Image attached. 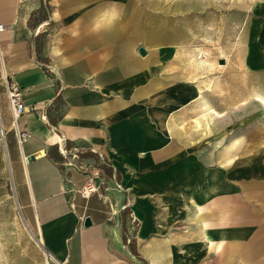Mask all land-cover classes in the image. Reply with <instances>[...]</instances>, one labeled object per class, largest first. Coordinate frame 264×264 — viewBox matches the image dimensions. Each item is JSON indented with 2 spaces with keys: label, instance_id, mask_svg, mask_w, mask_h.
Masks as SVG:
<instances>
[{
  "label": "crops",
  "instance_id": "crops-1",
  "mask_svg": "<svg viewBox=\"0 0 264 264\" xmlns=\"http://www.w3.org/2000/svg\"><path fill=\"white\" fill-rule=\"evenodd\" d=\"M105 1L50 0L49 20L36 24L45 0H0V130L22 207L59 264H197L222 252L239 256L237 247L264 241V141L238 157L237 141L220 153L171 137L170 114L195 92L155 88L150 60L123 41L121 5ZM257 10L263 18L245 41V68L261 77L264 3ZM38 32L42 63L34 51ZM7 81L19 83L24 103L38 111L16 118ZM21 132L29 134L22 146ZM66 145L86 165L98 160L79 157L81 147L111 165L101 195L74 192L88 184L86 176L73 170L67 180L66 160L62 167L47 156L56 146L62 155ZM125 216L136 225H126L127 233L142 260L125 244Z\"/></svg>",
  "mask_w": 264,
  "mask_h": 264
},
{
  "label": "rangeland",
  "instance_id": "rangeland-1",
  "mask_svg": "<svg viewBox=\"0 0 264 264\" xmlns=\"http://www.w3.org/2000/svg\"><path fill=\"white\" fill-rule=\"evenodd\" d=\"M45 1L51 10L50 0ZM105 2L121 5L116 12L122 19L123 41L136 44L138 56L150 60L155 88L184 86L197 91L170 114L169 135L197 141L198 150L220 153L226 144L237 141L235 155H252L254 142L264 141V107L258 100V96L264 100V76L246 71L245 41L263 18L257 9L264 0ZM114 21L119 24V16L114 15ZM46 28L55 30L53 24ZM2 132L0 264H59L45 248L32 214L21 205ZM89 166L101 169L99 162ZM128 220L125 216L128 228L135 229ZM237 251L235 258L227 259L222 252L219 259L204 258L197 264H264L263 240L237 247Z\"/></svg>",
  "mask_w": 264,
  "mask_h": 264
},
{
  "label": "built area",
  "instance_id": "built-area-1",
  "mask_svg": "<svg viewBox=\"0 0 264 264\" xmlns=\"http://www.w3.org/2000/svg\"><path fill=\"white\" fill-rule=\"evenodd\" d=\"M2 31H4V25L0 24V32ZM36 34L38 36L39 32ZM6 93L12 112L16 118L22 117L27 113L38 111L36 106H27L24 103L22 88L16 81L6 82ZM42 118L48 122V119L45 115L42 114ZM18 136L20 146H22L29 138V134L26 132H21L18 134ZM62 155L66 160L64 168L67 180L71 171L74 170L86 176L88 181L87 185L81 189H75L74 192L81 194L85 198H89L93 194L101 195V190L106 185V178L104 177L103 173L100 170L91 169L89 165L84 164L80 160H76L77 156L74 155L71 157L66 148L62 149ZM117 188L122 189L120 185H117Z\"/></svg>",
  "mask_w": 264,
  "mask_h": 264
},
{
  "label": "trees",
  "instance_id": "trees-1",
  "mask_svg": "<svg viewBox=\"0 0 264 264\" xmlns=\"http://www.w3.org/2000/svg\"><path fill=\"white\" fill-rule=\"evenodd\" d=\"M49 20V7L48 5H43V7L40 9L39 11V16L38 18L35 19L34 23L36 24H41L44 21ZM31 25L32 24V19H31ZM44 49V39L42 38V36H38L37 38L34 39V51L37 55V60L38 62L42 63V52ZM53 124H56V121L53 122ZM66 150L70 153V149L68 147V145H66ZM79 157L81 158H91V157H96V159L99 162V166L101 167L103 173H105L108 177H112L113 176V169L111 167V165L104 159H101L100 157H97L96 155H94L93 153L90 152V149L86 148V147H81L79 149V151L76 153ZM47 156L56 164H58L59 166L63 167V163L65 161V159L63 158V156L60 154L59 151V147H51L47 153ZM123 231H124V241L125 244L127 245V248L132 252V254L134 256H137L139 259H141V257L139 256V254L137 253L136 249H135V244L133 241L129 242V238H128V233H127V227H126V222L123 221ZM142 260V259H141ZM147 264V263H146Z\"/></svg>",
  "mask_w": 264,
  "mask_h": 264
},
{
  "label": "bare ground",
  "instance_id": "bare-ground-1",
  "mask_svg": "<svg viewBox=\"0 0 264 264\" xmlns=\"http://www.w3.org/2000/svg\"><path fill=\"white\" fill-rule=\"evenodd\" d=\"M103 4L106 5L107 3H106V2H103L102 5H103ZM100 5H101V4H100ZM101 7H103V6H101ZM90 17H91V16H90ZM92 17H93V16H92ZM105 17H106L107 19H110V18H113V19H114V14L111 13V12H108V13L105 14ZM194 92H195V95H197V91H194V90H193L192 93H194ZM195 95H193V96H195ZM193 96H192V97H193ZM258 100L262 103V105H263V107H264V100H263L262 98H260V97L258 98Z\"/></svg>",
  "mask_w": 264,
  "mask_h": 264
},
{
  "label": "water",
  "instance_id": "water-1",
  "mask_svg": "<svg viewBox=\"0 0 264 264\" xmlns=\"http://www.w3.org/2000/svg\"><path fill=\"white\" fill-rule=\"evenodd\" d=\"M141 52L144 53V49H143V48H141ZM224 63H225V61H221V64H224ZM84 226H85L86 228H90L91 226H93V222H92V220H91V217H87V218L85 219Z\"/></svg>",
  "mask_w": 264,
  "mask_h": 264
}]
</instances>
